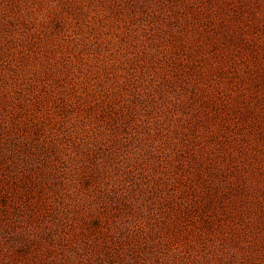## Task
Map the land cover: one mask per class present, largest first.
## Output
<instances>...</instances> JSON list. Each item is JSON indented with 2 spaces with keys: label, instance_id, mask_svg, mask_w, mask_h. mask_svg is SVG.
Returning <instances> with one entry per match:
<instances>
[{
  "label": "rangeland",
  "instance_id": "obj_1",
  "mask_svg": "<svg viewBox=\"0 0 264 264\" xmlns=\"http://www.w3.org/2000/svg\"><path fill=\"white\" fill-rule=\"evenodd\" d=\"M0 264H264V0H0Z\"/></svg>",
  "mask_w": 264,
  "mask_h": 264
}]
</instances>
